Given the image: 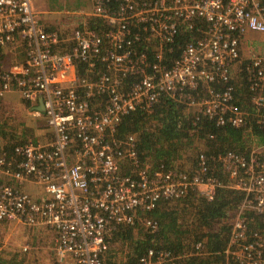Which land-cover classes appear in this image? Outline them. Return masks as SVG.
Segmentation results:
<instances>
[{"label":"built area","instance_id":"obj_1","mask_svg":"<svg viewBox=\"0 0 264 264\" xmlns=\"http://www.w3.org/2000/svg\"><path fill=\"white\" fill-rule=\"evenodd\" d=\"M89 18L98 23L90 26ZM249 32L264 35V0H95L72 31L69 48L59 50L62 39L40 24L32 0H0V50L18 43L24 52L19 63L0 67V104L18 93L35 115L44 114L51 135L15 145L13 170L0 157L1 170H9L18 186L29 181L43 193L35 198L0 180V222L49 228L58 262L105 264L118 228L157 230L149 213L161 201L192 190L211 200L220 182L203 151L186 171L140 158L136 136L115 131L125 115L150 112L164 95L196 104L199 88L204 96L196 119L245 127L248 112L238 104L230 69ZM242 70L257 123L264 124V52ZM40 99L43 111L37 110ZM216 158L225 186L243 193L224 249L226 264H264V230L249 227L254 215L264 216V158L254 150ZM201 250L197 243L195 253ZM175 259L148 249L136 264Z\"/></svg>","mask_w":264,"mask_h":264},{"label":"trees","instance_id":"obj_2","mask_svg":"<svg viewBox=\"0 0 264 264\" xmlns=\"http://www.w3.org/2000/svg\"><path fill=\"white\" fill-rule=\"evenodd\" d=\"M89 25H93L92 20ZM181 45L182 41L176 39L174 47L179 49ZM174 55H177V51ZM81 67L82 64H79L80 72ZM220 87L218 84L215 88ZM243 95L250 102L246 83ZM238 104L244 106L240 97ZM184 106L164 95L150 112L135 110L125 115L117 126L116 135L134 134L140 158H151L154 163L166 164H171L176 158H181L184 151L191 149L190 137L197 136L205 140L202 151L208 157L210 169L220 185L216 187L211 200L192 190L179 200L161 201L149 213L158 226L155 232L133 226H122L115 230L110 243H126L128 247L124 264H136L137 259L148 249L166 250L176 256L173 263L168 264H225L224 249L229 240L231 220L242 203L243 193L225 186L227 176L216 156L228 150L247 156L253 147L252 143H264V124L254 120L253 113L256 111L250 104L247 112L252 117L241 128L218 126L214 121L201 117L196 119V115L187 112ZM209 134L213 135L211 140ZM11 147L4 144L3 151ZM249 227L264 229V218L254 215ZM197 243L202 245L201 254L195 253ZM106 263L112 264L109 260Z\"/></svg>","mask_w":264,"mask_h":264},{"label":"rangeland","instance_id":"obj_3","mask_svg":"<svg viewBox=\"0 0 264 264\" xmlns=\"http://www.w3.org/2000/svg\"><path fill=\"white\" fill-rule=\"evenodd\" d=\"M45 1L47 2L46 6ZM38 2H40V0H38ZM94 2L95 0H43L44 6L46 7L45 10L51 11L48 12V15H51V13H57L60 15V23L52 24L46 21L44 25L42 20H40V24H42L47 30H49L48 28H51L53 30L50 31H56L59 34L62 39V42L58 47L59 50H66L69 48L71 45L72 31L85 19L87 13L92 11ZM35 9L37 10V8ZM38 10L40 11V9ZM41 14L42 13H40V16ZM89 19L93 21V25H95L96 22L98 23L96 19ZM248 35L255 36V38H253V42L258 44V47L252 50L254 53L253 56L256 53L264 52V35L252 32H249ZM246 36L247 35H245V37ZM1 54L3 57L0 58V67H4L8 64L19 63L22 59H24L22 46L18 43L4 48L1 50ZM251 56V49L249 50L247 56L242 55V49H240V60L230 69L232 81L236 88L239 89V91H236L237 97H240L244 105L243 110L246 112L251 106H249L250 102H248L246 97L243 95L244 85L246 82L245 74L242 68ZM200 90L201 95L196 104L189 105L181 101L176 102L184 104L186 106H184V109L187 112H191L196 116H199L201 106L200 101L204 96V90L199 88V94ZM195 92V90L190 91V94L194 97ZM7 95L14 98H6ZM248 115L249 122L252 115ZM44 121V114L42 113L40 116L35 115L29 104L25 102L18 93L12 92L5 95L0 104V157L5 156L8 168L13 167L14 155L12 148L13 146L19 144V141L23 142L26 140H34L42 143L51 138L50 133L45 127ZM190 138L192 141V148L184 151L181 158H176L171 163L175 167L179 169L183 168V170L186 171H189L194 167V161L197 153L202 151L205 146V140L192 135ZM4 144L5 146L11 145L12 147L8 151L6 150L4 152ZM252 145L253 147L251 150L262 154V157L264 158V143L259 145L252 143ZM149 160L152 161L151 158H149ZM262 218H264V216ZM45 228L47 229L45 231H36L37 229H34V227L26 226L15 220L0 222V264H2V262L4 264H72L70 260L58 262L54 254V236L52 237V235L47 232L49 228ZM127 250L128 247L126 243L115 242L111 244L106 255V262L108 260L111 261L112 264L123 262L124 257H126L125 255Z\"/></svg>","mask_w":264,"mask_h":264},{"label":"crops","instance_id":"obj_4","mask_svg":"<svg viewBox=\"0 0 264 264\" xmlns=\"http://www.w3.org/2000/svg\"><path fill=\"white\" fill-rule=\"evenodd\" d=\"M32 4H33V6L35 8H37V12L39 14V21L42 20V23L44 25H45V22L46 21H48L49 23H52V24H54V23H60V20H59L60 19V15L59 14H57V13L53 14V13H51V15H48V12H51V11L45 10L46 9L45 6L47 5V2L46 1H45V6H44V3H43V0H40V2H38V0H32ZM38 9H40L41 12ZM44 12H46V13H44ZM40 13H42L41 16H40ZM48 29H50V28H48ZM253 38H255V36H249L247 34V36L243 39V41H241L240 49H242V55L247 56L248 53H249V50L251 49V53H252V56H253L254 53H253L252 50H254V48L258 47V44L256 42H253ZM6 98H14V97L7 95ZM254 120L256 122L258 120V117L255 114H254ZM8 169L9 170H13L14 167H11V168H8ZM9 170L8 171H6L4 169L1 170V168H0V180L3 181V182L13 183L16 186H18L16 184L15 180L12 178L11 173H10ZM19 186L21 187V189L25 190L26 192L30 193L32 196H34L36 198H39L40 199V198L43 197V193L41 191V188L38 187L37 185H35L34 183H31L29 181H24ZM34 229H37L36 231H45V230H47L43 226H37V227H34ZM47 232L50 233L52 235V237H53V234L50 231V229ZM43 234H46V233H43ZM123 260H125V257H124Z\"/></svg>","mask_w":264,"mask_h":264},{"label":"water","instance_id":"obj_5","mask_svg":"<svg viewBox=\"0 0 264 264\" xmlns=\"http://www.w3.org/2000/svg\"><path fill=\"white\" fill-rule=\"evenodd\" d=\"M37 110L43 111V108H42V100L41 99L39 100V105H38Z\"/></svg>","mask_w":264,"mask_h":264},{"label":"flooded vegetation","instance_id":"obj_6","mask_svg":"<svg viewBox=\"0 0 264 264\" xmlns=\"http://www.w3.org/2000/svg\"><path fill=\"white\" fill-rule=\"evenodd\" d=\"M221 86V85H220Z\"/></svg>","mask_w":264,"mask_h":264}]
</instances>
